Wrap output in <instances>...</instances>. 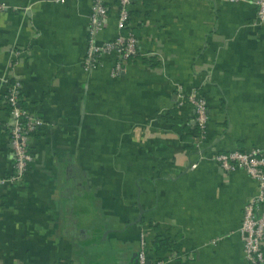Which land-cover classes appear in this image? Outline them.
Returning <instances> with one entry per match:
<instances>
[{
    "label": "crops",
    "instance_id": "obj_1",
    "mask_svg": "<svg viewBox=\"0 0 264 264\" xmlns=\"http://www.w3.org/2000/svg\"><path fill=\"white\" fill-rule=\"evenodd\" d=\"M108 5L99 42L120 32ZM92 9L0 0V178L14 163L5 79L43 121L21 180L0 184V264H137L141 238L150 262L250 264L240 226L258 183L213 157L264 149L257 0H132L139 54L118 75L114 54L84 67ZM192 94L207 100L199 147Z\"/></svg>",
    "mask_w": 264,
    "mask_h": 264
},
{
    "label": "built area",
    "instance_id": "obj_2",
    "mask_svg": "<svg viewBox=\"0 0 264 264\" xmlns=\"http://www.w3.org/2000/svg\"><path fill=\"white\" fill-rule=\"evenodd\" d=\"M132 0H119V28L117 36L110 40L98 41V33L106 26L109 13L108 0H93V9L90 19L87 55L84 67L90 69L99 63L101 55L114 54L116 64L113 74H120L127 63L139 54L138 39L133 33L123 34L130 19V4ZM258 24L264 23V0H257ZM6 91L5 103L8 105L11 121L8 125L10 142L14 152L13 172L8 177H1L0 184L14 183L23 177L29 164L33 160L30 149L32 135L43 124L39 115L21 106L22 88L19 82L5 79ZM189 100L196 110L194 117L197 125L195 137L196 146H200L204 140L205 127L208 120L207 100L203 96L190 95ZM214 161L226 172L238 167L246 171L258 183V193L250 198L244 205L243 218L240 226V234L244 242V252L250 264H264V149L252 151L232 150L218 152L214 155ZM141 248L138 252L137 264H163L164 260L150 262L146 252V241L141 238Z\"/></svg>",
    "mask_w": 264,
    "mask_h": 264
},
{
    "label": "trees",
    "instance_id": "obj_3",
    "mask_svg": "<svg viewBox=\"0 0 264 264\" xmlns=\"http://www.w3.org/2000/svg\"><path fill=\"white\" fill-rule=\"evenodd\" d=\"M119 4H120V3H119ZM128 24H129V23H128ZM130 31H131V30H130L129 26L127 25V26H126L124 29H122V31H121V32H122L123 34H125V35H126V34H129V33H130ZM134 58H135V57H134ZM21 106H23V107H24V105L22 104V102H21ZM196 128H197V127H196Z\"/></svg>",
    "mask_w": 264,
    "mask_h": 264
},
{
    "label": "water",
    "instance_id": "obj_4",
    "mask_svg": "<svg viewBox=\"0 0 264 264\" xmlns=\"http://www.w3.org/2000/svg\"><path fill=\"white\" fill-rule=\"evenodd\" d=\"M140 209H141V212L143 211V209L140 207ZM141 221V215H139V217H138V219L134 222V224L135 223H138V222H140Z\"/></svg>",
    "mask_w": 264,
    "mask_h": 264
}]
</instances>
